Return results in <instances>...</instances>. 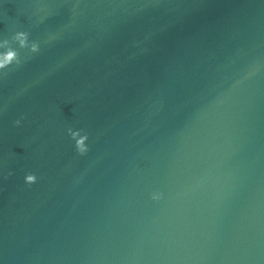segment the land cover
I'll use <instances>...</instances> for the list:
<instances>
[{
    "label": "water",
    "instance_id": "water-1",
    "mask_svg": "<svg viewBox=\"0 0 264 264\" xmlns=\"http://www.w3.org/2000/svg\"><path fill=\"white\" fill-rule=\"evenodd\" d=\"M0 264H264V0H0Z\"/></svg>",
    "mask_w": 264,
    "mask_h": 264
}]
</instances>
